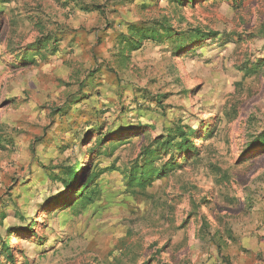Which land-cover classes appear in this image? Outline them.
I'll return each mask as SVG.
<instances>
[{"label": "rangeland", "instance_id": "obj_1", "mask_svg": "<svg viewBox=\"0 0 264 264\" xmlns=\"http://www.w3.org/2000/svg\"><path fill=\"white\" fill-rule=\"evenodd\" d=\"M163 20L221 37L182 51L146 38L119 56L128 22ZM263 30L264 0H0V228L14 259L0 242V264H264ZM179 121L197 129L198 155L130 186L141 150ZM97 128L112 131L100 145ZM78 162L82 175L105 170L97 200L9 228L23 224L15 206L30 215L53 172Z\"/></svg>", "mask_w": 264, "mask_h": 264}, {"label": "trees", "instance_id": "obj_2", "mask_svg": "<svg viewBox=\"0 0 264 264\" xmlns=\"http://www.w3.org/2000/svg\"><path fill=\"white\" fill-rule=\"evenodd\" d=\"M178 3H182L184 0H176ZM194 1V0H187ZM82 10L93 11L97 10L98 5L92 6H81ZM127 32L121 33L122 47L120 48L121 57H128L131 51L139 49L143 41L146 38H151L153 40L157 39L158 41H165L167 39H176L175 50L182 51L195 41L199 40H213L219 39L221 37V33L218 31H205L199 27L190 28L188 30H181L177 32L175 28L167 21H155L151 25L142 24L137 25L134 22L127 23ZM264 32V30H263ZM54 40H58L55 36L48 35L44 39H38L29 44L28 51H24L21 55L24 60V64H29L34 62L35 55L39 53L42 49H46L49 46V43ZM53 41V42H54ZM196 47V48H194ZM191 51L195 52L200 48V45L194 46ZM252 65V66H251ZM258 62H254L253 64H247L246 69L252 70L253 68L259 66ZM161 97H156L158 103L161 102ZM160 98V99H159ZM64 107L61 108V111H64ZM124 125L119 126V130L123 131ZM155 128V126H151ZM93 132L98 133L101 138H97V143L100 145L103 143L104 139L109 137L111 134V130L102 134L101 128H97L92 130ZM90 131V132H92ZM197 132V129L192 127L189 124H182V122H173L170 125L164 126L160 129V134L154 143H151L147 148H143L139 155L134 160L133 165L125 174L127 182L130 186H139L141 188H146L153 183L156 178H159L163 173H167L168 171H172L176 168L182 167L183 163L187 161L188 155H192V157H196L198 152L196 150L197 145L194 143V135ZM264 143V134L261 135L259 139ZM255 140V142L259 141ZM119 140L118 143H120ZM96 143V144H97ZM89 154L91 152H88ZM170 155L169 159L165 162H159V159L163 156ZM181 155L182 162H176V156ZM88 160H89V156ZM196 159V158H194ZM59 172H53L50 176V180L52 181V187H54L47 196L40 197L36 201V207L31 208L30 215H27L25 211L20 206H15L12 210L11 215L18 221H21L23 224H14L9 228L15 229H28L31 230L34 227V215L37 210H41L43 207H46L48 204H56L61 202V206L58 209H75L78 205L83 204L84 206L91 204L95 200L98 199V196L101 193L100 184L98 179L101 177L103 172L105 171L103 168H99L97 165L94 170L89 174L82 175L79 173L80 170L83 169L82 163L78 162L76 164H71L68 167H60ZM107 170V169H106ZM84 171H86L84 169ZM81 182V185L78 189H74L73 198L66 202L63 196L66 191L73 190L76 182ZM65 203V204H64ZM7 228V229H9ZM6 229V230H7ZM12 234L10 230L5 237V232H2L0 228V242L1 247L6 250L7 257L13 259V255L10 250V246H8V237ZM4 238V239H3ZM29 264V263H28Z\"/></svg>", "mask_w": 264, "mask_h": 264}]
</instances>
